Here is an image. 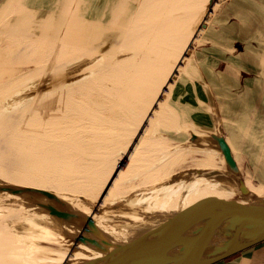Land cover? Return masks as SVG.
<instances>
[{"label":"rangeland","instance_id":"rangeland-1","mask_svg":"<svg viewBox=\"0 0 264 264\" xmlns=\"http://www.w3.org/2000/svg\"><path fill=\"white\" fill-rule=\"evenodd\" d=\"M207 2L208 0H0V85L9 72L18 70L20 76L17 78V88L23 89L20 96L14 92L0 96V107L10 105L2 111V115H5L2 117L4 121L18 122L14 130L11 126L8 132H16L15 136L20 145L14 146L17 150L9 148L10 162L17 163L22 169L28 164H34L33 168L35 167L37 172L33 174L35 176L30 180L31 184H38L36 181L41 178V186L46 183L51 186L38 189L55 194L60 201L86 214L93 211L96 221H100L106 217V211L108 215L118 217L121 211L127 213L129 206L127 210H118L119 203H123L122 199L117 202H111L110 199L99 202L100 188L94 180L90 190H82L85 177L80 167L89 166L90 163L97 169L103 150L111 149L110 138L113 140L114 136L110 134L114 133L118 135L119 144L115 151L107 152L109 159L104 170L108 171L117 160L115 171L118 174L124 160L122 154L126 144L130 145L137 133H146L148 138H142L139 142L141 144L143 141L142 145L147 150L145 158H157L155 163L158 167H163L164 171V175L154 180L156 191L153 212L171 208L177 210L181 207V202L194 200V197L203 191V187L210 186L215 189L213 194L195 208L204 205L208 208L207 214L218 218L220 215L231 216L246 206L245 202L236 197L226 181L223 172L227 169L223 157L208 136V132L219 130L230 146L247 189L256 195H264V89L250 95V101L241 116L223 119L221 88H218L217 92L215 87H211L204 74L207 71L206 66L204 70V65L200 63L205 54L204 44H207L204 36L219 32L225 26L227 31L232 28L230 36L231 33L234 36L235 32L237 39L233 38L231 43L238 45L243 51L241 63L243 64L247 54L244 64L253 70L262 69L264 73V60L262 65H256L249 60L264 58V40L256 43L253 39L256 27L261 28L259 21H256L253 30L249 28L252 19L259 20L261 15H243L239 17V23L231 25L230 28L228 23H224L226 10L229 12V9H236L238 6L252 10L257 8L259 11V6L264 7V0H258V4L252 0L248 4H238V0H213L209 10L206 9ZM65 7V15L70 23L67 26H71L74 38H78L76 50L79 44H83L82 51L86 49L85 52L88 53L92 42H98L95 47L104 54L93 73L88 74L91 68H86L85 65L75 69L68 63H61L55 71L46 74L41 71L42 65L47 62L39 58L49 55L47 50L51 47L50 42H55V39L51 41V33L54 32L51 27L61 20V11ZM29 18L36 22L33 23ZM39 27L41 30L38 31ZM29 31L31 33H28ZM237 34L241 36L240 39ZM20 37L30 38L31 44L30 41H22L23 45L19 47ZM225 37L230 38L228 35ZM254 44H257L256 47ZM132 49L143 52L137 57L121 58ZM226 49L227 45H212L206 51L221 61L222 51ZM234 52L231 55H234ZM34 58L36 59L32 60ZM232 60L233 58L230 62H233ZM137 63L138 65L134 66ZM106 65L109 67L104 69L102 74L100 68L103 69ZM226 65L227 63H219L218 77L225 71ZM234 65L237 66L238 63ZM127 75L130 78H126ZM79 76L85 79H81L83 83L80 82ZM47 78L48 82L45 81ZM10 79L11 76L6 80ZM218 82L223 80L219 79ZM82 84L85 85L84 88ZM153 96L157 99L154 105L151 102ZM41 97L43 99H40ZM133 98L137 99L136 111L128 109L131 108L130 101ZM45 99H49L50 103L44 102ZM10 100L14 101L9 102ZM19 111H22V116H19ZM231 115H234V112H231ZM116 117L120 119L116 120ZM26 120L40 123L38 127L34 126V129L30 126L31 123L24 125ZM40 127L47 130L53 127L54 131L37 129ZM190 131L200 136V140L189 142ZM18 143L15 141V144ZM99 143L105 146L101 147ZM55 145L67 150L69 157L61 155L65 158L59 162H55L54 158L50 160L45 157L51 151L44 154L45 149L42 148H54ZM39 151L44 156L38 153ZM21 152L23 155H19ZM14 153L19 155L16 159ZM38 154L41 157L37 158ZM4 168L0 167V182L6 183L7 180L14 185L17 182L18 187L27 183V178H24V175L18 176L13 167ZM50 168H53L51 172ZM206 175L215 176L217 179L203 185L196 182V177L202 178ZM131 176L132 174H127L123 181L128 184ZM118 177L115 176L116 181L122 179ZM110 179H114V174ZM247 183L251 184L254 190L250 189ZM129 189L130 193H133L136 186L133 185ZM124 191L129 190L124 188ZM2 195L10 198L8 194ZM22 218L18 216V220L12 219L13 222L1 221L0 233L13 232L12 237L20 234L11 223L17 222L19 225L18 222ZM157 223L156 220L152 221L151 233ZM10 242L12 239L4 242V245ZM4 245L0 241V247L4 248Z\"/></svg>","mask_w":264,"mask_h":264},{"label":"water","instance_id":"water-1","mask_svg":"<svg viewBox=\"0 0 264 264\" xmlns=\"http://www.w3.org/2000/svg\"><path fill=\"white\" fill-rule=\"evenodd\" d=\"M212 1L208 0L206 9ZM208 136L223 157L226 181L246 203L223 220L193 229L112 236L99 228L93 211L86 214L46 190L0 182V222L26 214L23 219L38 223L34 224L36 235L23 243L27 254L37 259L35 264H49L51 259L54 264H215L225 260L264 242V195L247 189L223 134L216 130ZM199 140L200 136L188 133L189 142ZM216 179L211 175L195 178L201 185ZM2 194L25 198L7 199ZM81 252L84 255L73 257Z\"/></svg>","mask_w":264,"mask_h":264},{"label":"crops","instance_id":"crops-1","mask_svg":"<svg viewBox=\"0 0 264 264\" xmlns=\"http://www.w3.org/2000/svg\"><path fill=\"white\" fill-rule=\"evenodd\" d=\"M249 1L251 0H238V4H248ZM255 3L258 4V0H252ZM234 2V1H233ZM237 3V2H236ZM235 3V4H236ZM237 5V4H236ZM263 5V4H262ZM259 11L255 9H248L247 7H241V8H237L236 9H229L226 10V12L224 13V18H226V20L224 21V23H228L229 28L231 25H237L239 22V17H242L243 15H261L259 20L256 19H252L251 23H249V28L250 29H254V24H256V21H259V25H261V28L258 29V27H256V31L254 32L255 35L253 34V39L256 43H260V41L264 40V7L259 6ZM223 20H221L222 22ZM220 22V23H221ZM219 25V24H218ZM238 28V27H237ZM252 29V30H253ZM227 27H223L222 30H220L219 32H217L215 29H212V31H216V33L211 32L208 36L205 35L204 39L207 42V44H204V55H203V59L200 60V63L204 65V70H205V66L207 71L204 72L205 74V78L210 82L211 87H215V90H217V92H219L218 88H221V93L223 95L222 98V107L221 110L224 112L221 114V117L224 119H231V118H235L237 116H241L244 110H245V106L246 104L250 101V95L253 93L256 94L259 91H261L264 85L263 81H264V73L262 71V69H258V70H253L250 69V67H248L247 64H244V62L246 61V55L243 59V64L242 62V55H243V51L241 49H239L238 45H233L231 43V40L237 39L235 38V32H234V36L231 33L230 36V32L232 31V28L229 29V31H227ZM239 30V28H238ZM261 30V31H259ZM237 31V30H236ZM228 32V33H225ZM225 35H228L230 38L225 37ZM210 36V37H209ZM237 36H239V34H237ZM226 39V40H225ZM215 42H213V41ZM220 40V41H218ZM222 43V44H217V43ZM215 43V44H214ZM244 43V42H242ZM226 46L227 45V51L224 50L222 51V56H221V61L218 60L216 57H213V55L210 56V52L206 51L207 48H209V46ZM257 44H254L253 46L256 47ZM232 47V48H230ZM238 47V48H236ZM235 51L234 55H231L232 52ZM225 52V53H224ZM227 52V54H226ZM233 58V62H230V60ZM249 60L253 61L256 65L258 63H260V65H262L264 58L259 57V58H249ZM236 62L238 63L237 66H235L234 64H236ZM219 63H227V65L225 66V71L220 75V77L217 76V72L219 70ZM240 63V64H239ZM238 67V69H237ZM246 67V69H245ZM231 68L233 69L231 71ZM204 78V77H203ZM219 79H222L223 82L219 83ZM232 96V97H231ZM256 100V99H255ZM254 100V101H255ZM230 111V112H229ZM231 112H234V115H231ZM113 135L114 138L113 140H111L110 138V142L111 145L109 146L111 149L109 148H105L106 150H103L102 154L100 155L98 162L100 163L99 166L97 167V169H95L93 167V164L90 165V163L88 164L89 166H84V167H80V171H83V175L85 177V179H83L84 181H82V190L87 191L91 189V182L94 180V183H96V186H98L100 188V199L99 202H103L106 200H109L111 202H113L114 200H116V202L118 201V197L121 194H125V193H130V187L133 186V183L135 181V177H134V173H135V168L132 165V159L133 156L131 153H129L126 157V162L128 160H130V164L128 165L127 169H124V171H119V175L117 174V171L115 166H117V160L114 163V165L111 166L110 169L104 170L105 169V165H106V161L109 159L107 155V152H111V151H115V148L118 146L119 144V140H118V136L114 135V134H110V136ZM103 136V135H102ZM100 137V136H99ZM102 140H104L103 137H101ZM66 140V139H65ZM100 141V140H98ZM99 145L102 147H104V144H100ZM90 146V145H89ZM93 146V145H92ZM85 147V145H84ZM83 147V148H84ZM99 147V146H98ZM127 147V144H126ZM59 151V152H58ZM67 150H65L63 147L59 146L55 152L53 153V155L51 156L50 160H52L53 158L55 159V162H59L61 160H63L66 156L69 157L66 154ZM70 153V152H69ZM61 155L65 156V157H61ZM72 156V155H70ZM134 160V159H133ZM147 160H150L152 163V167L150 168V180L154 181L156 180L160 175H164V171H163V167H158V165L155 163V161L157 160V158H148ZM74 161V160H73ZM103 162V163H102ZM74 163V162H72ZM53 165H51L52 167ZM165 166H167L165 164ZM164 166V169H165ZM133 167V168H132ZM83 168V169H82ZM115 168V169H114ZM142 168V167H141ZM140 168V169H141ZM53 168H50V172L52 171ZM149 169V168H147ZM39 170V169H38ZM41 172H43V170H40ZM107 171V174L105 176V173ZM37 171H35L33 174H36ZM49 172V174H50ZM122 172V173H121ZM44 173V172H43ZM129 173H133L132 174V178L130 179V181L128 182V184H126V182H124L125 184L123 185H119V181H116L115 176H119L118 178L122 176H125ZM31 175V177L28 179L27 183L24 184L23 187L26 188H31V189H35L37 190L39 187H49L51 186V184L46 183L44 185L41 186V178L38 179L36 182L38 184H31L30 180L32 178H34L35 175ZM42 174V173H41ZM114 174V179H110L111 175ZM102 175H104L103 177H101ZM58 181V179H57ZM56 181V182H57ZM61 180H59L60 182ZM111 181V182H110ZM62 182V181H61ZM64 182V181H63ZM62 182V183H63ZM146 182V181H145ZM118 183V184H117ZM250 189L254 190V187L251 184H248ZM124 188L129 190L124 191ZM65 188H63L64 190ZM214 188L210 187V186H205L203 187V191L200 192V194L196 197H194V200H191L187 203H180L181 207H179L177 210H173L171 207L168 206V208L171 209H165V211H160L158 213H153L151 216H149V218H143L141 221V224L139 225V229L137 231L136 234L132 236H137V235H142L144 233H151V227L150 225L152 224V221H157L158 223L156 224V228H153V232L152 233H160L162 231H175V230H183V229H193L196 227H200V226H204L207 224H211L220 220H223L225 218H227V216H218L215 217L212 214H207L208 208L206 206L203 205V207H197L195 208V206H199V204H203V202L206 201V199H208L214 192L213 190ZM66 190V189H65ZM64 190V191H65ZM68 190V189H67ZM45 193V192H44ZM131 194V193H130ZM18 200H21V197L19 196H15ZM25 197L23 196L22 199H24ZM122 205L125 203H121ZM96 208V207H95ZM180 209V211H179ZM200 209V210H198ZM43 210V209H42ZM80 210V209H79ZM84 211V210H83ZM90 214V213H88ZM26 215V214H24ZM24 215H20L21 217H25ZM106 217L101 219L100 221H96L99 225V228H101L102 230H105L108 234L114 236V235H120L123 237H126L125 235L130 234L131 231L129 230L128 227V221H126L124 218H118L114 215H108L107 211H106ZM216 215V214H215ZM93 217V215H92ZM215 217V218H212ZM19 220L20 222L19 225H17V222L15 223H11L12 226H15V230L20 232V234H15L16 236H21V235H28L27 237L31 236H35L36 233L34 232V229L36 228V226L34 227V224H38L37 222L35 223L34 220H30L28 218ZM156 218V219H155ZM155 219V220H154ZM160 219V220H159ZM28 220V221H27ZM206 220V223H204V221ZM209 220V221H207ZM11 222H13L12 220H10ZM17 221V220H16ZM23 221V222H22ZM211 221V222H210ZM147 223L145 229L144 226ZM33 224V225H32ZM34 227V228H33ZM28 228V229H26ZM33 228V230H32ZM129 230V231H126ZM134 229L132 228V231ZM29 233H27V232ZM31 231V232H30ZM123 231H126L123 233ZM13 232H8L3 233L2 238L0 237L1 242H8L11 241ZM111 237V236H110ZM24 242L21 243H15L12 245H4V248H2L4 250L5 253H7L8 255H12L16 258H24V259H28V258H33L32 256H30L27 253H30L23 245ZM2 250V251H3ZM85 252H81L79 254L84 255ZM78 255V254H77ZM78 257V256H76ZM53 259H51L52 261ZM215 264H264V242L257 244L253 247H250L248 249H245L243 251H241L238 254H235L225 260H222L220 262H217Z\"/></svg>","mask_w":264,"mask_h":264},{"label":"bare ground","instance_id":"bare-ground-1","mask_svg":"<svg viewBox=\"0 0 264 264\" xmlns=\"http://www.w3.org/2000/svg\"><path fill=\"white\" fill-rule=\"evenodd\" d=\"M19 2V1H18ZM21 2V1H20ZM65 2V1H64ZM64 4V3H63ZM70 5V2L68 3V5H67V7ZM74 5V4H73ZM20 6V5H19ZM23 6V5H22ZM72 8H73V6H72ZM26 10V9H25ZM61 10V9H60ZM59 10V11H60ZM72 10V9H71ZM34 11V10H33ZM65 11H66V7L64 8V10L63 11H61L62 12V16H61V20H59L58 21V23L56 24V25H53V27H51L49 24L51 23L50 21H49V26L52 28V31H54V32H52L51 34H52V36H51V41L52 40H54L55 39V42H50V45H49V47H50V49H46L47 50V52L49 53V55H46V56H42L41 58H39V60L41 59H44V62H47V63H45L44 65H42V67H41V71L43 70V71H45V74L46 73H48V72H51V71H55L57 68H59L60 66H61V63H68V64H71L72 66H74V68L75 69H77V68H80L81 66H83V65H85V67L86 68H91L90 69V71L88 72V74L89 73H93V70H94V68L95 67H97L99 64H100V60L102 59V57L104 56V54L102 55L101 54V50L100 49H96V47H95V45L98 43V42H95L94 44H93V42H92V45H91V47L88 49L89 50V52L88 53H86L85 52V50L86 49H84L83 51H82V49H83V44H79L78 46H77V50H76V45H77V41H76V39H78V38H74V36L72 35V30H70L71 28V26L69 27V26H67V25H69L70 23H68V17L65 15ZM23 12V11H22ZM26 12V11H25ZM28 12H30V11H28ZM69 12V11H68ZM54 13V12H53ZM53 13H51V16H52V14ZM37 14V13H36ZM19 15V14H18ZM60 15V14H59ZM29 16H30V13H29ZM31 17V16H30ZM50 17V16H49ZM52 18V17H51ZM30 19V18H29ZM32 19V18H31ZM30 19V20H31ZM70 19V18H69ZM45 20V19H44ZM49 20H50V18H49ZM52 20V19H51ZM71 20H73V19H71ZM75 20V19H74ZM73 20V21H74ZM32 21H33V19H32ZM35 22H36V20H34ZM34 21H33V23H34ZM72 21V23H74ZM41 22V21H40ZM46 22V21H45ZM32 23V24H33ZM44 23V22H43ZM40 24V23H39ZM42 25H44V24H42ZM42 25H39L40 27L42 26ZM76 26H77V24H75ZM97 25V24H96ZM38 26V25H37ZM49 26H46V27H49ZM40 27L38 28V31L39 30H41L40 29ZM45 27V28H46ZM72 27H74L73 25H72ZM55 29V30H54ZM76 29V28H75ZM35 30H36V27H35ZM47 30V29H46ZM28 31V30H27ZM45 32V31H44ZM48 32V31H47ZM27 33V32H26ZM28 33H31L30 31L28 32ZM76 33V32H75ZM47 34V33H46ZM100 34V33H99ZM40 35V34H39ZM75 35V34H74ZM31 36V35H30ZM29 36V37H30ZM35 37H36V35H35ZM76 37H78V36H76ZM93 37V36H92ZM91 37V38H92ZM53 38V39H52ZM94 38V37H93ZM31 39H32V37H31ZM41 39V38H40ZM97 38H95V40H96ZM19 40H20V44H19V47H22V41H30V43L29 44H31V42H32V40H30V38H28V39H26V38H24L23 39V37H20L19 38ZM49 40V39H48ZM92 40V39H91ZM91 40H89L90 42H91ZM94 40V41H95ZM39 41H41V40H39ZM97 41V40H96ZM18 42V39H16V41H15V43H17ZM12 43V42H11ZM15 43H13V44H15ZM29 44H27V45H29ZM38 44V43H37ZM88 44H89V42H88ZM26 46V45H25ZM100 47V46H99ZM86 48H88V47H86ZM19 50V49H18ZM143 52V50H136V49H132V50H130L129 52H127V53H124L122 56H121V58H127V57H137V56H139V54L140 53H142ZM144 52H145V50H144ZM55 58H57L56 60H55ZM36 58H34V59H32V60H35ZM58 59H60L58 62H57V60ZM38 60V61H39ZM50 60V62L48 63V61ZM25 64V63H24ZM23 64V65H24ZM27 64V63H26ZM47 64V65H46ZM96 64V65H95ZM138 65V63L136 64V65H134V66H137ZM114 66V65H113ZM38 67V64H37V66L35 67V69ZM109 67V65H106L103 69H102V67L100 68V70L102 71H100L102 74H104L103 73V70L105 69V70H107V68ZM85 68V69H86ZM84 69V70H85ZM20 70V69H19ZM32 70V69H31ZM27 71H30V70H27ZM26 71V73H28ZM34 71H36V70H34ZM39 71V70H38ZM42 71V72H43ZM18 70H12L11 72H9V75L7 76V78L6 79H8V77L9 76H11V79L10 80H4L3 81V84L2 85H0V96L1 97H4L5 95H8V94H11V93H16V95H18V96H20V92H22V90L23 89H21V90H19L20 88H17V86L19 85H17V83H18V79L17 78H19L18 76H20L18 73ZM20 72H21V70H20ZM25 73V74H26ZM33 73V72H32ZM108 73H110V72H108ZM23 74V73H22ZM28 74H30V73H28ZM84 74V73H83ZM25 76V75H24ZM2 77V76H1ZM126 78H130V76L129 75H127V76H125ZM24 78V77H23ZM1 79H3V78H1ZM21 79L22 78H20V81H21ZM79 79H80V82L82 81L81 79H83V76H79ZM83 80H85V79H83ZM45 81L46 82H48L49 81V78H47V79H45ZM24 81H22V83H23ZM85 83L87 82V81H84ZM25 83H26V80H25ZM27 83H28V81H27ZM81 83H83V82H81ZM83 88H84V84H82L81 85ZM129 86H134V85H126V87H129ZM135 86L139 89V87H138V85L137 84H135ZM20 87V86H19ZM30 88H31V86H30ZM33 88V87H32ZM86 89V88H85ZM17 96V97H18ZM16 97V98H17ZM40 99H43V97H41ZM125 100H126V98H125ZM156 100L157 99H154V96H153V98H152V103H153V105L155 104V102H156ZM14 100H10L9 102H13ZM44 102H47V103H50L49 102V99H45V100H43ZM50 101H51V99H50ZM137 99L136 98H133L131 101H130V103H131V108L129 107L128 109L131 111V110H135L136 111V106H137ZM78 103H80L79 101H77ZM129 103V104H130ZM2 107V106H1ZM0 107V167L1 168H4V167H7V168H11V167H13L12 169L13 170H15V172H16V174L18 175V176H23L24 175V178H27V181H28V179L30 178V176L36 171V169H35V167L33 168V166H34V164L33 165H31V164H28V166L26 167V168H19L18 166H17V163H11L10 162V158H11V154L8 152V150L9 151H11L9 148H11V149H14V150H17V148L16 147H14V146H19L20 147V145H19V143H18V139H16V132H14L13 134L11 133V134H9L8 132H10V128H11V126H12V128H13V130H14V128H15V125H17V123L18 122H11V121H4V119L2 118V117H4L3 115H2V111L5 109V108H9L10 107V105L9 106H7V105H5L4 107H2L1 108ZM79 107V106H78ZM69 108H71V107H69ZM16 110H17V108H15ZM72 109H73V107H72ZM76 109V108H75ZM8 110V109H7ZM69 110V109H68ZM12 112L14 111V110H11ZM74 111V110H73ZM77 111V110H76ZM17 112V111H16ZM9 113V112H8ZM11 113V112H10ZM14 114V113H13ZM18 114H19V116H22L21 114H22V111H19L18 112ZM76 114V113H75ZM73 116V115H72ZM71 118V117H70ZM117 118L118 117H116V120H117ZM74 119V118H73ZM118 119H120V118H118ZM140 122V121H139ZM32 124V125H30L31 127H38L37 125H38V123H40V121L39 122H37V123H35L33 120H26L25 121V123H24V125H27V124ZM42 124H43V122H42ZM42 124H40V125H42ZM140 124H142L143 125V123H139V125ZM144 126V125H143ZM35 127H34V129H35ZM37 129H39V130H46L45 132H53L54 131V128L52 127V128H50L49 130H47V128H45V127H40V128H37ZM119 129V128H118ZM3 130H5V131H3ZM63 132H64V130H63ZM63 132H61V133H63ZM66 134V133H65ZM111 134H114V133H111ZM51 135V134H50ZM115 135V134H114ZM147 135L148 134H144V133H142V132H139V133H137L136 135H135V137H133V142H131L130 143V145H128L124 150H123V154L122 155H124V157H126L129 153H131L132 154V156H133V159H132V163H133V167L135 168V173H134V177H135V181H134V183H133V185H135L136 186V189L133 191V193H131V194H129V193H127L128 195H124V194H121L119 197H118V199L117 200H120V199H122L123 200V203H125V204H121V203H119V209L118 210H127L128 209V206H129V209H128V211H127V213L126 212H122L121 211V213H119L118 214V218L120 219V218H124L126 221H128V227H129V230L131 231V233L130 234H127V235H125L126 237H128V235H131L132 236V233H133V235L134 234H136L137 233V231L138 230H140L139 229V225L141 224V221H142V219L143 218H149V216H151L154 212H153V209H154V200H155V191H156V189H155V184H154V181H151L150 180V177H149V175L151 176V174H150V168L152 167V163H151V161L150 160H147L148 158H145V153H147V150L145 149V147H143V145L142 144H144L143 143V141H142V143L141 144H139V142H140V140H142V138H143V140L145 139V138H148L147 137ZM116 136H118V135H116ZM147 140V139H146ZM15 141H16V143H18V144H15ZM145 142V141H144ZM146 144V143H145ZM48 148H46V146L44 147V148H42V149H45V150H43V153L44 154H46L48 151H51V152H48L47 154L48 155H45V157H49V159L51 158V156L53 155V153L55 152V150L59 147L58 145H55V147L54 148H52V147H50V146H47ZM147 147V146H146ZM38 153H40V151L38 152ZM40 154H42V153H40ZM40 154H38V156H37V158H39V157H41V155ZM44 154H42L43 156H44ZM6 156V158H4L3 159V156ZM19 155H23V152H21ZM18 155V153H14V159H16V157H18L19 156ZM7 157H9V158H7ZM123 157V159L124 160H122V167H124V168H122L121 167V171H124V169H127L128 168V165L131 163L130 162V160H129V162H128V160H127V162H126V158H124ZM146 160H145V159ZM4 160V161H3ZM33 162V161H32ZM132 167V168H133ZM142 167V168H141ZM141 168V169H140ZM147 168H149V169H147ZM4 169H6V168H4ZM22 170H24L25 172H23ZM24 173V174H23ZM122 173V172H121ZM129 174H133V173H129ZM126 176V175H125ZM125 176H122L121 175V177H120V183H119V185L121 184V185H123V184H125V183H123V180H124V177ZM132 178V177H131ZM6 181V183H11L10 181H7V180H5ZM4 181V182H5ZM146 181V182H145ZM16 184V186H17V184H19V183H15ZM120 185V186H121ZM69 191H71V190H69ZM14 196V195H13ZM8 197H10V198H13L12 197V195H9ZM15 197V196H14ZM4 198H6L5 196H4ZM69 198V197H68ZM238 212V211H237ZM122 213H125V214H122ZM234 213H236V212H234ZM233 213V214H234ZM227 217H229V216H227ZM155 220V219H154ZM146 225H147V223L145 224V226H144V229H145V227H146ZM151 226V225H150ZM5 228V227H4ZM132 228L134 229L133 231H132ZM129 230H126V231H129ZM2 236H3V233H0V237L2 238ZM24 238V239H23ZM30 239V237H27V236H25V235H21V236H16V235H14L13 236V238H12V242H10V243H8L6 246H8V245H12V244H15V243H21V242H24V240H29ZM1 241V240H0ZM3 249L0 247V264H31V263H33V264H35V263H38V261H37V259H35V258H28V259H24V258H16V257H14V256H12V255H8L7 253H5L4 252V250L2 251ZM76 256H82V254H78V255H76ZM76 256H73V257H76ZM72 257V258H73ZM59 258V257H58ZM58 258H57V260H58ZM56 260V261H57ZM61 260V259H60ZM59 260V261H60ZM59 261H57V262H59ZM49 264H54L53 263V261H51Z\"/></svg>","mask_w":264,"mask_h":264}]
</instances>
